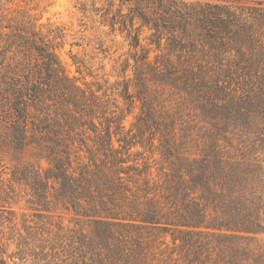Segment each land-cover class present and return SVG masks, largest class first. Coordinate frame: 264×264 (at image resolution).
<instances>
[{
  "label": "rangeland",
  "instance_id": "1",
  "mask_svg": "<svg viewBox=\"0 0 264 264\" xmlns=\"http://www.w3.org/2000/svg\"><path fill=\"white\" fill-rule=\"evenodd\" d=\"M123 1L0 0V77L9 63L38 74L41 57L34 46L15 60L9 51L13 43L23 46L24 37L35 34L55 52L66 76L95 101L92 115L84 117L90 119L85 144L109 170L126 160L124 192L118 193L112 171L92 178L100 184L111 181L114 204L122 206H115L114 217L119 219L103 223L49 201L51 196L34 198L31 186L37 174L45 175L49 160L38 147L23 142L22 129L18 137L13 119L0 121V264L3 259L5 264H35L39 245L57 242L69 260L76 247L92 245L101 264H228L224 256L240 252L241 244L218 250L215 231L205 225H183L190 215L180 171L188 156L210 157L212 165L203 169L207 178L217 176L215 161L221 156L260 162L264 168V140L248 144L242 119L237 131L217 114L214 103L221 101L222 93L215 68L206 64L218 57L210 45L195 49L176 44L166 31L159 38L156 30L133 17L129 6L134 1ZM229 55L231 61L243 58L234 50ZM199 202L210 213L206 225L213 224L212 207ZM146 214L156 222L144 221ZM59 233L62 239L54 235ZM22 240L32 246L24 259ZM247 244L244 241V247ZM248 246L264 261V234Z\"/></svg>",
  "mask_w": 264,
  "mask_h": 264
},
{
  "label": "trees",
  "instance_id": "2",
  "mask_svg": "<svg viewBox=\"0 0 264 264\" xmlns=\"http://www.w3.org/2000/svg\"><path fill=\"white\" fill-rule=\"evenodd\" d=\"M133 17H139L142 25L161 32H169V38L176 44L192 48L210 45L217 59L211 64L217 73L221 88V101H215L214 108L224 122L241 130L240 119L250 136L248 144L256 145L264 140V1L254 4H231L212 0H125ZM133 18V19H134ZM134 21V20H133ZM6 27V26H4ZM26 42L11 45L9 51L22 54L26 48L35 47L41 57L37 75L26 70L14 69L11 63L0 77V121L13 119V128L23 142L31 143L46 154L50 166L45 175L37 174L35 186H31L34 198L50 197L49 201L74 210L78 215L94 217L106 222L114 217L115 188L110 182L100 184L92 178L109 170L105 161H98L95 151L85 144L87 123L92 115L95 101H92L79 85L72 82L62 71L55 52L35 34L24 37ZM33 40L34 43L30 42ZM234 45H236L234 48ZM234 50L243 58L231 61ZM4 56L1 58L3 59ZM0 59V60H1ZM0 62V71L4 68ZM15 63L19 64L20 61ZM203 67L204 62H200ZM20 70L22 71L20 73ZM238 83L237 86L234 85ZM233 86V93L230 94ZM237 88L241 90L237 94ZM228 92V93H227ZM254 96H258L254 98ZM93 102V103H92ZM218 144L214 145L216 150ZM220 147V146H219ZM253 149H256L253 146ZM201 160V161H199ZM199 161V162H198ZM197 162V163H196ZM121 159L112 164L113 183L124 192L126 174ZM210 157H186L183 160L181 178L185 191L184 206L190 215L183 225L213 229L218 250L224 248L243 249L232 258L224 256L228 264H263L262 254H256L248 246L258 235L264 234V168L260 162L243 163L234 158L219 157L215 161L216 175L206 176L205 166L210 167ZM199 167V168H198ZM129 181V179H128ZM203 186H200L202 185ZM48 185V186H42ZM48 189H51L49 192ZM45 193V194H44ZM47 193V196H46ZM199 200L212 207L213 224L205 223L208 210ZM48 201V202H49ZM113 207H112V206ZM192 215V216H191ZM99 218V219H97ZM146 222H156L146 214ZM210 225V226H208ZM65 233V232H64ZM63 238L64 234H54ZM74 238H77L74 236ZM244 241L248 244L244 247ZM19 247V246H18ZM22 240L20 251L27 258L30 249ZM38 247V246H36ZM62 243L41 244L34 253L35 264H101L92 245H81L69 256L63 257ZM75 248V246H74ZM224 251V250H222ZM91 256L86 258V255ZM9 257H12L9 256ZM14 257V256H13ZM6 260H2L5 264Z\"/></svg>",
  "mask_w": 264,
  "mask_h": 264
}]
</instances>
